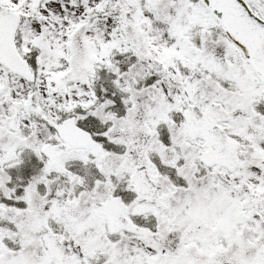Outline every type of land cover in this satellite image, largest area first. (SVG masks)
Segmentation results:
<instances>
[{"label": "snow or ice", "instance_id": "1", "mask_svg": "<svg viewBox=\"0 0 264 264\" xmlns=\"http://www.w3.org/2000/svg\"><path fill=\"white\" fill-rule=\"evenodd\" d=\"M0 264H264V0H0Z\"/></svg>", "mask_w": 264, "mask_h": 264}]
</instances>
